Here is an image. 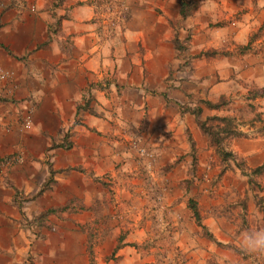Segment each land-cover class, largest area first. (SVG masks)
<instances>
[{
    "label": "crops",
    "instance_id": "1",
    "mask_svg": "<svg viewBox=\"0 0 264 264\" xmlns=\"http://www.w3.org/2000/svg\"><path fill=\"white\" fill-rule=\"evenodd\" d=\"M197 5L170 59L159 15L164 32L140 67L139 36L120 28L131 20L100 0H0V264H169L135 248L155 220L179 239V264H206L215 246L178 185L191 142L197 157L210 147L180 106L264 88V0ZM201 217L211 233L237 229L239 247L251 231ZM90 233L101 236L92 258Z\"/></svg>",
    "mask_w": 264,
    "mask_h": 264
},
{
    "label": "rangeland",
    "instance_id": "2",
    "mask_svg": "<svg viewBox=\"0 0 264 264\" xmlns=\"http://www.w3.org/2000/svg\"><path fill=\"white\" fill-rule=\"evenodd\" d=\"M101 1L103 5H109L108 9L116 11L119 16H125L126 19L131 20L130 25L126 26L127 24L121 19L120 28L121 31H124L128 27L135 36H139L138 40L131 42L132 46H130V52H135L138 66L144 65L145 50L153 47V39L164 32L163 26L161 27L158 21L160 14L166 16L168 20L169 41L164 56L168 59L173 56L172 50L173 48L176 49L174 39H178L182 34L181 28H183V21L178 14L177 0ZM194 1L197 4L199 2V0ZM179 45L182 46L180 41ZM227 47L218 53L231 55L241 54L245 51L240 47L229 51L226 49ZM182 48L184 47L182 46ZM205 53L208 54L207 56L218 54L216 51L209 50L200 53V55ZM187 65V61H183L179 65V70L184 71ZM168 71L170 73L171 70ZM195 87L196 84L191 85L192 89ZM222 97L225 99V106L219 112L210 111L202 106L205 111L202 113L201 119L204 120L213 115L230 116L235 119L237 128L243 132L244 136L222 144L220 148L223 149V152H231L234 155L227 160L222 157V153L210 143L209 139V154H207L208 149L205 150L203 156L200 155L199 157H197L195 150L189 153L187 156H191L192 165L191 168L184 171L183 181L178 185V189L182 191V198L186 201H182V203L185 202L184 209L190 211L188 202L193 200L198 206L200 215L206 213L211 217L223 216L230 220L234 226H239V230L246 229L251 230L249 232H254L255 229H264V221L256 205L257 198L264 199V190L258 192L254 185H248V180L251 179L264 188V175L252 176L249 172V170L264 163V88H249ZM189 138L191 139V137L188 136V141H190ZM190 218L195 223L194 218L192 216ZM154 222V225L149 228L145 241L135 245V248L141 257L145 254L154 253L155 259L160 263L170 256L169 264H179L176 261L179 254L175 255L174 245L179 239L176 240L171 230L163 227L157 220ZM201 223L203 225L202 217ZM218 229L219 231L216 233H211L206 227L204 230L198 227L201 238L211 242L212 249L215 246V251H209L206 264H264V255L248 253L237 245L236 238L240 235L237 229L234 231L235 233L229 232L223 223ZM88 235L89 248L87 253L92 258L95 253L94 246L100 241L98 239L101 236L94 233ZM207 235L211 236V241L208 240ZM228 238L232 239L233 242L223 244L222 242ZM180 261H182L181 258Z\"/></svg>",
    "mask_w": 264,
    "mask_h": 264
},
{
    "label": "trees",
    "instance_id": "3",
    "mask_svg": "<svg viewBox=\"0 0 264 264\" xmlns=\"http://www.w3.org/2000/svg\"><path fill=\"white\" fill-rule=\"evenodd\" d=\"M178 4V13L181 19H186L187 17L191 16L196 10H197V3L193 1H186V0H177ZM175 48L178 50H182V46L179 45V40L174 39ZM249 47H244L242 49L247 50ZM215 54V53H214ZM208 55V54H203ZM202 56V54L200 55ZM262 93V92H261ZM224 98L221 97L217 103H212L209 101H201V106H195V107H188V106H180V110L182 113H188L192 115L195 118V122L199 130L208 137L210 143L215 146L220 153H222V157L224 159L232 158L234 155L231 152H223V149L220 147L222 144L226 141L243 137L244 134L241 130L237 128V125L235 124V119L230 116H218L213 115L210 117H206L204 120L201 119L202 113H203V107L206 109L213 111V112H219L223 106H225ZM87 102H85L84 108H87ZM203 106V107H202ZM191 141V139L189 138ZM66 147V145H64ZM192 149L194 150V144L191 142ZM252 176H261L264 175V163L261 166H258L252 170H249ZM248 177V175H245ZM248 185L252 186L254 185L258 192H262L264 188H262L259 184H256L251 179L248 180ZM263 221H264V199L263 198H257L256 203ZM188 208L192 213V217L194 218V221L198 227L201 229H205V227L201 223V215L198 210V206L193 200H189L188 202ZM208 240L211 241V236H208ZM220 245V244H218Z\"/></svg>",
    "mask_w": 264,
    "mask_h": 264
},
{
    "label": "clouds",
    "instance_id": "4",
    "mask_svg": "<svg viewBox=\"0 0 264 264\" xmlns=\"http://www.w3.org/2000/svg\"><path fill=\"white\" fill-rule=\"evenodd\" d=\"M241 247L248 253L264 255V229L245 233Z\"/></svg>",
    "mask_w": 264,
    "mask_h": 264
},
{
    "label": "built area",
    "instance_id": "5",
    "mask_svg": "<svg viewBox=\"0 0 264 264\" xmlns=\"http://www.w3.org/2000/svg\"><path fill=\"white\" fill-rule=\"evenodd\" d=\"M30 10H31V11H34L35 8H34V7H31ZM25 126L28 128V127H29V122H26Z\"/></svg>",
    "mask_w": 264,
    "mask_h": 264
}]
</instances>
